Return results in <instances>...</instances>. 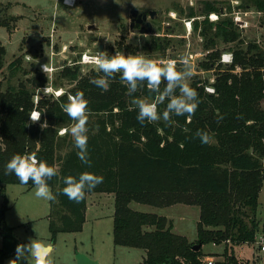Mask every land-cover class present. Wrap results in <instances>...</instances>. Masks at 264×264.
<instances>
[{
	"label": "trees",
	"instance_id": "obj_1",
	"mask_svg": "<svg viewBox=\"0 0 264 264\" xmlns=\"http://www.w3.org/2000/svg\"><path fill=\"white\" fill-rule=\"evenodd\" d=\"M198 1L203 5L189 6L187 16L205 15L201 23L195 21V27L200 25L204 46L211 50L200 63L208 69L215 67L216 76L212 82L206 78L189 82L199 99L194 113L142 124L136 118L138 109L133 96L152 102L158 95L146 81L129 95L126 82L116 73L105 90L90 82L91 77L103 75L98 66H83L78 61L68 65L65 59L51 81L54 87L68 85L65 92L57 97L39 92L41 97L36 102L37 88L48 84L49 76L36 61L24 67V55H17L7 65L9 71L4 76L8 81L0 78V191L4 193L9 183H20L14 173L4 172L14 154L35 153L38 159L54 166L57 174L47 181L55 194L49 214L53 236L58 231L82 230L88 196L112 192L114 241L143 248L145 264H208L202 248L206 242L226 243L222 257L211 264H250L238 258L233 248L255 242L262 230L264 235V222L261 226L256 216L264 180V48L256 41L243 45L245 37L231 16L208 19L210 12H222L218 0ZM241 5L264 11V0H242ZM11 19L0 17L8 27L12 26ZM261 22L264 24V15ZM170 41L167 35L144 41L145 56H165ZM230 42L234 43V60L223 66L218 46ZM118 47L133 53L138 48L124 39ZM6 53L5 45L0 44V72ZM31 67L32 75L26 81L18 78V83L11 82L21 69L27 73ZM83 67L90 69L84 72ZM207 84L213 85V92L206 89ZM165 86L162 79L161 90ZM77 92H82L88 102L90 164L77 156L78 149L67 131L74 121L62 109L69 95ZM166 103L167 98L158 103V110H163ZM34 108L41 113L39 121L30 118ZM62 127H66L64 134L59 133ZM198 129L209 132L207 143H201L195 135ZM83 171L102 175L103 181L87 191L83 199L70 200L61 191L63 177L78 176ZM26 185L35 186L31 180ZM131 201L157 206L178 201L198 204L196 242L175 232L166 216L134 208ZM7 208L8 198L4 195L0 209V264L15 253L20 243L14 227L5 219ZM197 242L202 246L195 250Z\"/></svg>",
	"mask_w": 264,
	"mask_h": 264
},
{
	"label": "rangeland",
	"instance_id": "obj_2",
	"mask_svg": "<svg viewBox=\"0 0 264 264\" xmlns=\"http://www.w3.org/2000/svg\"><path fill=\"white\" fill-rule=\"evenodd\" d=\"M241 3L242 0H237V4L236 0H218V5L222 6V10L224 9L222 15L233 17L235 10H241L242 13L245 10L248 11L247 16L243 14L250 22L249 28L243 34L245 37L243 45H247L250 41H256L264 48V24L261 22L264 11L254 7H243ZM178 4L181 5L179 8ZM0 5L6 6L1 16L12 18L11 27L0 21V44H4L7 48L4 67L0 72V78L5 82L8 81L7 76H4V73L9 71L7 65L17 55H24L22 60L24 67H30L33 61H36L37 64L41 62L53 63L55 66L53 75L56 76L57 72L61 70L60 59L63 58L67 61L63 60L64 63L73 65L79 61L81 53L85 50L105 51L107 55L115 53L146 55L142 44L148 39L152 41L155 35L171 37L170 44L164 52L165 56L153 58L158 64H167L171 61L175 62V67H180L182 71L190 70L192 75L188 82L195 78L202 80L206 78L209 82L215 79V67L208 69L200 63L211 50L204 46L205 40L200 34V25L197 29L195 27V21H202L205 15L187 16L189 6L197 8L203 5L198 0H75L74 5L63 4L61 0H0ZM133 8H137L140 12L157 11L158 15L153 22L156 29L155 34L141 33L130 28V12ZM212 12L217 13L218 18H210L209 13L208 19L219 20L221 13ZM188 21H191L189 28L186 26ZM171 29L173 30L170 31ZM122 39L130 45L138 46L135 53L129 48L118 47L119 41ZM100 43L103 44L102 49L99 47ZM64 46H66L65 49ZM233 46L234 43L230 42L221 43L218 47L223 52L232 51ZM28 55L30 57H27ZM156 57L159 56L156 55ZM71 59L72 62L68 63ZM226 65L223 64V66ZM27 69L30 70L27 73L21 69L13 76L11 82L16 84L20 79L32 75V67ZM89 69L83 67L82 71L85 72ZM51 81L49 79L48 84ZM61 87L66 90L68 85ZM41 88L38 87L37 91L41 92ZM41 95L57 97L53 93L43 92L42 94L41 92ZM41 95L39 94V97ZM61 129L59 133L64 134L66 127ZM58 153L61 152L58 151ZM35 190V186L9 183L6 185L4 193L0 191V209L4 202V195H6L8 208L5 219L8 224L14 227V232L20 241L19 244L28 243L36 237L51 242L53 244V252L49 257L51 264H75L74 259L78 253L96 259L98 264H145L146 252L143 248L120 245L114 241V193L92 194L88 203L93 205L89 208L82 230L58 231L53 236L50 229V200L35 196ZM130 204L134 208L157 212L168 217L165 206L138 201H131ZM170 206H172V211L173 207L178 208V206L183 211L195 209L194 207L199 208L198 204L181 201L172 203ZM187 214L186 212L178 213L175 224L178 229L186 231L189 235H197L196 219L187 217ZM256 216L262 226L264 222V180L259 194ZM262 232L263 230L258 235ZM196 240L192 241L196 242ZM212 243L206 242L202 248L207 256L211 255L210 257L213 259H217L223 253L225 243L220 245ZM261 245L260 240L256 239L252 243L235 245L233 249L238 258L249 261L250 264H264V250ZM14 258L15 253L6 258L4 264H9V261ZM21 264H28V262L23 260ZM29 264H34V262L30 259Z\"/></svg>",
	"mask_w": 264,
	"mask_h": 264
},
{
	"label": "clouds",
	"instance_id": "obj_3",
	"mask_svg": "<svg viewBox=\"0 0 264 264\" xmlns=\"http://www.w3.org/2000/svg\"><path fill=\"white\" fill-rule=\"evenodd\" d=\"M95 63L103 75L91 77L90 82L102 89L106 90L109 86V79L119 73V78L127 84L129 95L137 91L140 82L145 81L147 87L158 94L152 102L133 96L132 102L138 109L136 118L142 124L145 121L151 122L159 119L169 121L171 115L191 114L199 105L197 90L188 82L192 75L191 71L177 70L175 62L158 64L145 55L120 53L107 55L105 51H97ZM42 68L45 73L49 71L47 63L42 65ZM162 78L166 86L161 90ZM166 98V107L158 110L157 104L164 102ZM87 103L83 93L77 92L70 95L68 101L62 104L63 111L74 121L67 131L73 137L74 145L78 149L77 156L84 164L91 163L88 153ZM40 115L41 113H32L30 117L32 120H37ZM195 135L200 138L201 143H207L210 139V134L206 130L198 129ZM4 172L5 174L14 173L21 184H26L31 180L35 185V196L47 200L55 199V194L47 181L57 174V169L45 160L38 159L35 153L14 154L6 162ZM102 181V175L89 171H83L78 176L65 175L61 191L70 200L79 201L85 197L87 191L94 189ZM52 252L51 242L36 237L28 243L17 244L15 258L11 259L9 264H21L23 260L29 264L30 259L34 264H51L49 257Z\"/></svg>",
	"mask_w": 264,
	"mask_h": 264
},
{
	"label": "built area",
	"instance_id": "obj_4",
	"mask_svg": "<svg viewBox=\"0 0 264 264\" xmlns=\"http://www.w3.org/2000/svg\"><path fill=\"white\" fill-rule=\"evenodd\" d=\"M63 3L67 4V5H74L75 4V0H62ZM236 4H237V0H236ZM221 15L224 14V9L221 10ZM234 15H233V20L235 22V24L238 26V28L242 31L243 34H245V31H247V29L249 28L250 26V22H249V19L247 17H244L243 14H245V16L248 15V11H242L241 10H235L233 11ZM220 14V13H219ZM210 18L212 19H217L218 18V14L217 13H213V12H210L209 14ZM187 28H189V26H191V21H188L187 24H186ZM66 48V46H64V49ZM97 52V51H96ZM96 52H91L89 50H85L81 53V56L79 58V63H81L82 65H92V66H98L96 63H95V56H96ZM29 59V58H28ZM169 60H173V59H169ZM234 60V55H233V51L231 50H226V51H223L221 53V56H220V59L219 61L222 62L223 64H231ZM171 62V61H170ZM47 62H41L39 63V66L40 68L43 70L42 68V65L46 64ZM48 64V67H49V71L46 72V74L49 76V78L52 80L53 78V74L55 72V66H53V63H47ZM61 67V66H60ZM206 89L210 92H213L214 91V87L212 84H207L206 85ZM42 94L43 92L45 93H53L55 94L56 96H59L61 94H63L65 92L64 88L63 87H54L52 85V83L46 85V86H43L42 87ZM72 95V94H70ZM39 99V91L35 94V101L37 102ZM32 113H40V111L36 108H34L30 114ZM31 118V117H30ZM40 118V117H39ZM32 120V119H31ZM39 120V119H37ZM36 120V121H37ZM62 130V129H61ZM65 130V128H64ZM63 132V131H62ZM258 239L260 240V243H262L261 245V248L264 250V235L260 234L258 235ZM204 260L208 263V264H211L214 259L213 257H209V256H205Z\"/></svg>",
	"mask_w": 264,
	"mask_h": 264
},
{
	"label": "water",
	"instance_id": "obj_5",
	"mask_svg": "<svg viewBox=\"0 0 264 264\" xmlns=\"http://www.w3.org/2000/svg\"><path fill=\"white\" fill-rule=\"evenodd\" d=\"M2 11H3V7L0 6V16H1ZM156 12H157L156 10H150L149 14L153 18L154 15L156 14ZM136 14L139 15L137 18V21L141 22V27L138 30L139 32L150 33V34H153L156 32V29L152 25L151 19L148 18L147 12L139 13L137 8H133L131 10V18ZM99 47H100V49H102L103 44L100 43ZM201 246H202V242H197V243H194L193 248L195 250H198V249H200ZM75 264H98V261L96 259L90 258L86 254L78 253L76 256Z\"/></svg>",
	"mask_w": 264,
	"mask_h": 264
},
{
	"label": "crops",
	"instance_id": "obj_6",
	"mask_svg": "<svg viewBox=\"0 0 264 264\" xmlns=\"http://www.w3.org/2000/svg\"><path fill=\"white\" fill-rule=\"evenodd\" d=\"M62 1V0H61ZM62 3H63V1H62ZM3 4H4V2H3ZM63 4H65V3H63ZM67 5V4H66ZM1 7H3V10H5L6 9V6H4V5H0ZM2 13V12H1ZM4 45V44H3ZM6 47V46H5ZM6 50H7V48H6ZM27 57H30L29 55L27 56ZM63 58L62 59H60V63H63ZM69 62H72V59L70 60V61H68V63ZM50 63V62H49ZM101 193H104V192H100L99 194H101ZM92 194H95V193H92ZM92 194H90L89 196H88V200H89V197L90 196H92ZM92 203H88V206H87V211H86V217H87V213H88V211H89V208H90V206L92 207ZM165 209H167V212H168V220H170L171 221V223H172V229L175 231V232H177V233H180V234H184V235H186L187 237H188V239L190 240V241H192V240H194V239H197V235H189L186 231H184V230H180V229H178L177 228V225L175 224V222H176V216L178 215V213H180V212H182V213H184V212H186V214L188 215L187 217H195V219H196V224H197V221H198V219H199V216H200V209L198 208V207H194L195 209H192V210H185V211H183L179 206H178V208L177 207H173L174 208V210L172 211V206H170V205H167V206H165L164 207ZM164 209V210H165ZM169 209V210H168ZM222 243H225V242H222ZM212 244H215V245H220L221 243H212ZM226 244V243H225ZM204 245V244H203ZM205 256H207V254L205 255ZM211 256V255H210ZM209 256V257H210ZM219 257H222V255L221 256H219ZM218 258V257H217ZM76 262V258L74 259V263Z\"/></svg>",
	"mask_w": 264,
	"mask_h": 264
},
{
	"label": "flooded vegetation",
	"instance_id": "obj_7",
	"mask_svg": "<svg viewBox=\"0 0 264 264\" xmlns=\"http://www.w3.org/2000/svg\"><path fill=\"white\" fill-rule=\"evenodd\" d=\"M149 11L150 10H148V11H145V12H147L148 13V18L149 19H151V22H152V25H153V27H154V20L156 19V17H157V15H158V13L156 12V14L154 15V17L152 18L151 17V15L149 14ZM139 13H142V12H140V11H138ZM138 14H136V15H134L132 18H131V12H130V19H131V22H130V28H133V29H135V30H139V28L141 27V22H138L137 21V18H138ZM145 21V20H144ZM155 28V27H154Z\"/></svg>",
	"mask_w": 264,
	"mask_h": 264
}]
</instances>
